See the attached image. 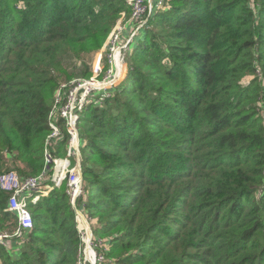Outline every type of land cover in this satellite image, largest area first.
Instances as JSON below:
<instances>
[{"label": "trees", "instance_id": "trees-1", "mask_svg": "<svg viewBox=\"0 0 264 264\" xmlns=\"http://www.w3.org/2000/svg\"><path fill=\"white\" fill-rule=\"evenodd\" d=\"M123 13L126 0H0V175L47 169L55 96L92 76ZM125 62L79 120L97 264H264V0H165ZM65 182L29 205L34 228L0 264H80ZM9 197L0 231L15 232Z\"/></svg>", "mask_w": 264, "mask_h": 264}, {"label": "built area", "instance_id": "built-area-1", "mask_svg": "<svg viewBox=\"0 0 264 264\" xmlns=\"http://www.w3.org/2000/svg\"><path fill=\"white\" fill-rule=\"evenodd\" d=\"M131 8L129 21L137 22L140 17L147 13V18L142 20L133 31L130 32L127 40L122 41L125 26L121 22L126 15L123 13L116 27L111 32L107 45L112 44L110 53L107 55L105 65H102L101 56L96 58L92 76L89 79H75L69 83H63L56 96L53 108L49 115L50 133L46 139V163L54 164V174L51 185H44L48 179L47 170L36 176L22 178L17 171L11 170L3 172L0 175V188L10 194L7 210L16 215L18 219V228L13 233L0 231V246L8 245L15 238H20L24 242V232L32 227L33 218L29 210V200L36 204L41 198L47 196L51 190L58 187L62 180L69 175V183L73 192V198L80 193V170L78 166L70 168L69 158H54V146L60 140L66 138L68 145V156L76 155L75 151L83 145L82 138L77 127L79 113L91 104L102 105L104 100L112 95V88L115 87L122 76L127 72V64L125 62V54L127 53L131 43L140 35L145 26H147L149 18L157 9L163 8L164 0L158 2L152 7V0H126ZM149 2V3H148ZM122 51L124 54L122 55ZM126 64V65H125ZM106 71L103 75V71ZM125 72V73H124ZM102 75V76H101ZM64 125V126H63ZM53 146V147H52ZM71 193V192H70ZM88 245L86 243V261L88 264ZM103 258L98 257L96 261ZM89 262H91L89 260ZM83 261L80 262L82 264ZM94 264V263H92Z\"/></svg>", "mask_w": 264, "mask_h": 264}, {"label": "rangeland", "instance_id": "rangeland-1", "mask_svg": "<svg viewBox=\"0 0 264 264\" xmlns=\"http://www.w3.org/2000/svg\"><path fill=\"white\" fill-rule=\"evenodd\" d=\"M165 1V0H164ZM158 2V0H152L151 1V5H152V7L156 4ZM149 3V2H148ZM147 13H145V14H143L141 17H140V19L137 21V22H135V21H129V18H124L123 20H122V22H121V24H122V26H125V30H124V36L125 37H123V39H122V41H126L127 40V38L126 37H128L129 36V34H130V32L131 31H133V29H135V27L142 21V20H144V19H146L147 18ZM152 17V16H151ZM151 17L149 18V19H151ZM142 32V31H141ZM141 32H140V34H141ZM133 43V42H132ZM131 43V44H132ZM107 45V43L105 44V46H104V49H102L101 51H99L98 53H102V56H101V60H102V67H103V65H105V69H106V67H107V64H106V59H107V55L110 53V47H113V45L112 44H108L109 46H106ZM124 54V51H122V55ZM98 57H99V54H98ZM97 57V58H98ZM95 58H96V53L95 54H93V55H87L86 57H85V59H84V61L86 60L88 63H90V65H92L93 64V62H94V60H95ZM83 62V61H82ZM82 62H81V65H80V61H78L77 62V69L80 67H82ZM80 65V66H79ZM126 65V64H125ZM103 71V73H102V75L107 71H104V70H102ZM125 73V72H124ZM127 73V72H126ZM126 73H125V75L124 76H122L121 77V79L119 80V82H118V84L117 85H119L124 79H125V77H126ZM101 75V76H102ZM253 79V75H247V76H245L244 77V79H243V84L244 85H247L251 80ZM116 85V86H117ZM115 86V87H116ZM115 87H113L112 88V90L115 88ZM85 109V108H84ZM83 109V110H84ZM81 113H82V111L79 113V118H78V121H77V127H78V129H79V133H80V136H81V129H80V124H79V120H80V115H81ZM64 126V125H63ZM82 138V137H81ZM83 143H84V141H83ZM84 145V144H83ZM82 145V146H83ZM82 146H80L76 151H75V153L74 154H76V155H72V156H68V145H67V142H63V140H60V141H58L57 143H56V145L54 146V148H56L58 151V153L56 154L57 155V157H54V158H69V160H70V168H72V167H75L76 165L78 166V169L80 170V180H81V187H80V193L78 194V195H76V197L75 198H73V192H72V190H71V185H70V183H69V175L67 176V177H65L63 180H62V182L63 181H66L65 183H66V187H67V193H68V195H70V202H71V204H72V207H73V209L75 210V212H76V222H77V229H78V231L80 232V234H81V236H82V242H83V255L81 256L82 258L80 259V262L81 261H83V263L82 264H84L85 263V261H86V255H85V251H86V249H87V247H86V243H88L89 242V245H88V253H87V256H88V259L91 261V262H89V260H88V264H92V263H94V264H97V261H96V259L99 257V253H98V248L99 247H103V246H98L99 245V241H96V239L94 238V236H95V234H94V236H93V234H92V232H93V230L95 229V228H99V223H98V218L96 217H92V216H89L84 210H82L81 208H80V206H79V203H80V201L81 200H84V201H87V197H88V194H86L85 192H84V189H85V181H84V178H83V170H82V163H81V161H82V150H81V148H82ZM53 147V146H52ZM44 158H45V163H46V155H44ZM10 166H11V168H9L8 170H6V171H11V170H15V171H17L15 168H14V166H13V163L11 162L10 163ZM46 167H47V173H48V179L44 182V185H51L52 184V177H53V174H54V164L53 163H51V164H49V163H46ZM6 171H4V172H6ZM18 172V171H17ZM18 174L20 175V173L18 172ZM34 176V175H33ZM21 177V176H20ZM29 177H31V176H29ZM61 182V183H62ZM71 192V193H70ZM78 200H79V202H78ZM29 205H31V202H30V200H29ZM29 210H30V212H31V214H32V218H33V211H34V208H29ZM13 222L12 221H10L9 222V224L11 225ZM18 228V226L15 228V230ZM33 228H34V221H33V224H32V227H30V228H28V229H26V231L24 232V240L26 241L27 240V238H28V234H29V232L30 231H32L33 230ZM11 230H13V228H11V229H5L4 231H6V232H8V233H12L13 231H11ZM14 230V231H15ZM96 237V236H95ZM13 241H15V245H19L20 244V242H21V239L20 238H15V239H13L12 240V242ZM23 247V246H22ZM17 253H19L20 252V250L18 249V250H15Z\"/></svg>", "mask_w": 264, "mask_h": 264}, {"label": "crops", "instance_id": "crops-1", "mask_svg": "<svg viewBox=\"0 0 264 264\" xmlns=\"http://www.w3.org/2000/svg\"><path fill=\"white\" fill-rule=\"evenodd\" d=\"M16 248H18V247H16Z\"/></svg>", "mask_w": 264, "mask_h": 264}]
</instances>
